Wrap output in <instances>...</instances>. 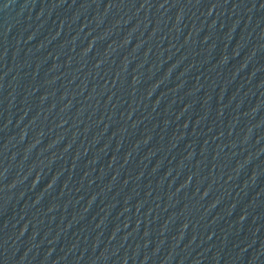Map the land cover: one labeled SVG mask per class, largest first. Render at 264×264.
<instances>
[{"label": "water", "instance_id": "obj_1", "mask_svg": "<svg viewBox=\"0 0 264 264\" xmlns=\"http://www.w3.org/2000/svg\"><path fill=\"white\" fill-rule=\"evenodd\" d=\"M0 264H264V0H0Z\"/></svg>", "mask_w": 264, "mask_h": 264}]
</instances>
